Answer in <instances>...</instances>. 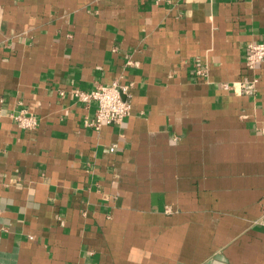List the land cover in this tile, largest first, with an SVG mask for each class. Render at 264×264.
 <instances>
[{"label": "crops", "instance_id": "crops-1", "mask_svg": "<svg viewBox=\"0 0 264 264\" xmlns=\"http://www.w3.org/2000/svg\"><path fill=\"white\" fill-rule=\"evenodd\" d=\"M251 40L264 0H0V264H264ZM114 82L130 113L86 125Z\"/></svg>", "mask_w": 264, "mask_h": 264}, {"label": "built area", "instance_id": "built-area-1", "mask_svg": "<svg viewBox=\"0 0 264 264\" xmlns=\"http://www.w3.org/2000/svg\"><path fill=\"white\" fill-rule=\"evenodd\" d=\"M163 2L166 0H155ZM264 62V41L251 40L248 43V53L246 64L249 68H255L257 64ZM200 70L199 72H201ZM240 90L246 93L254 92L253 81H240ZM225 88H231L232 84L223 83ZM74 95L80 101L95 104L94 116L85 121L86 125L100 128L103 124H113L121 122L131 111V101L129 98V85L114 82L110 85L98 84L92 89L75 88ZM21 126L32 128L36 125V120L32 116L20 114L17 116Z\"/></svg>", "mask_w": 264, "mask_h": 264}]
</instances>
